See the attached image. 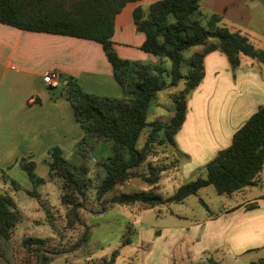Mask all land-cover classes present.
Returning a JSON list of instances; mask_svg holds the SVG:
<instances>
[{
  "label": "trees",
  "instance_id": "trees-1",
  "mask_svg": "<svg viewBox=\"0 0 264 264\" xmlns=\"http://www.w3.org/2000/svg\"><path fill=\"white\" fill-rule=\"evenodd\" d=\"M130 1L137 0H0L2 23L91 39L102 44L122 95L114 97L85 91L71 76L66 77L63 84L75 120L82 129L79 144L88 137L96 142L110 143L111 154L99 161L105 175L96 188L98 199L117 184L135 177L133 170L142 164L153 144L167 142L176 148L175 135L186 116L187 98L204 76V57L208 52L220 49L233 68L239 65L241 54L264 63V50L255 48L245 35L220 24V15H202L200 0H156L147 9L136 6L133 10L135 28L145 35L140 47L153 54L156 61L123 58L117 53L112 36L116 15ZM186 50L191 53L184 58ZM183 63L186 71L182 70ZM180 81H183V87L179 89ZM174 87L177 89L170 92L172 114L169 119L148 121L151 101L159 91ZM146 125L151 130L144 144L138 146ZM159 132L162 136L157 139ZM47 154L49 174L61 179L60 202L67 208V223L73 225L80 220L82 203L79 198L86 195L89 186L88 166L85 160L78 165L69 162L58 145L50 147ZM18 164L33 188L45 181L35 174L34 160L22 157ZM263 166L264 104H261L234 132L231 143L203 166V174L181 184L172 195L163 197L150 188L120 192L109 202L121 205L139 202L147 207L181 202L210 184L218 194L232 195L246 186L257 184ZM148 167L150 175L141 176L155 183L157 171L162 168L154 167L151 162ZM11 183L19 188L14 180ZM27 192L32 195V191ZM18 220L15 201L0 192V259L9 246ZM82 238L86 240L87 234ZM129 242V237L123 240V244ZM20 246L24 251L22 264H47L50 259L47 253L55 252L41 237H24ZM117 255L114 250L109 257H104L102 264H114ZM253 264H264V257Z\"/></svg>",
  "mask_w": 264,
  "mask_h": 264
},
{
  "label": "crops",
  "instance_id": "crops-1",
  "mask_svg": "<svg viewBox=\"0 0 264 264\" xmlns=\"http://www.w3.org/2000/svg\"><path fill=\"white\" fill-rule=\"evenodd\" d=\"M154 1H130L116 15L112 40L121 57L156 61L140 47L145 35L136 30L133 21L136 6L147 9ZM200 13L220 15V24L264 50L260 45H264V0H200ZM49 70L60 73V96L51 93L52 88L43 81ZM68 76L85 91L122 95L101 43L0 22V182H5L14 168L21 169L18 161L22 157L34 160L54 145L74 147L82 129L64 91ZM261 104L263 62L241 54L239 65L233 68L220 49L208 52L204 76L188 95L186 116L175 135L177 169L203 174V166L231 143L234 132ZM169 111L170 117L172 106ZM239 192L246 193L242 205L224 208L219 215L209 212L212 218L208 220L218 223L211 235L224 231L237 245L246 242V252L264 249V166L258 183Z\"/></svg>",
  "mask_w": 264,
  "mask_h": 264
},
{
  "label": "rangeland",
  "instance_id": "rangeland-1",
  "mask_svg": "<svg viewBox=\"0 0 264 264\" xmlns=\"http://www.w3.org/2000/svg\"><path fill=\"white\" fill-rule=\"evenodd\" d=\"M190 53L191 50L184 51L183 57L187 58ZM186 69L183 63L182 70ZM182 87L183 81H180L177 88ZM177 88L158 92L155 101L153 99L150 103L148 121L169 119L170 92ZM51 91L55 96H60L62 87L52 88ZM150 130L149 125L144 127L138 146L144 144ZM82 136L83 133L76 137L73 148H63V156L69 162L78 165L85 160L88 166L86 176L89 177V186L86 195L79 198L82 203L79 207L80 220L73 225L67 223V208L60 202L61 179L49 174L46 163L49 156L46 153L34 159L35 174L45 179L35 188L23 170L14 168L8 173V179L0 182V192L13 198L19 211V220L0 262L22 264L21 255L24 251L20 243L27 236L45 238L47 245L55 251L47 253L50 257L47 264H102L104 257H109L114 250L118 253L114 264H253L264 257V249L246 252V242L237 245L224 231L218 236L211 235V230L218 228V223L208 220L212 218L209 212L212 216L219 215L224 208L242 205L246 201L244 192L218 194L210 184L181 202L152 207L139 202L124 205L109 202L112 196L120 192L150 188L166 197L196 176L181 173L177 169L179 157L176 148L167 142L153 144L142 164L133 170L136 176L117 184L98 199L96 188L105 175L99 161L111 154L110 143L104 140L96 142L88 137L79 144L78 140ZM161 136L159 132L156 137L159 139ZM149 162L154 167L162 168L157 171L155 183L141 176L150 175ZM28 190L32 191V195ZM85 233L87 239L83 240ZM127 237L130 242L123 244Z\"/></svg>",
  "mask_w": 264,
  "mask_h": 264
},
{
  "label": "built area",
  "instance_id": "built-area-1",
  "mask_svg": "<svg viewBox=\"0 0 264 264\" xmlns=\"http://www.w3.org/2000/svg\"><path fill=\"white\" fill-rule=\"evenodd\" d=\"M43 81L49 88H56L61 84L60 73L56 70L45 71Z\"/></svg>",
  "mask_w": 264,
  "mask_h": 264
}]
</instances>
